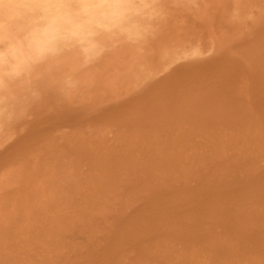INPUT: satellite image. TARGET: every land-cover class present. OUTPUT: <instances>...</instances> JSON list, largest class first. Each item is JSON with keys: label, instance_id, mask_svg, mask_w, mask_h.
<instances>
[{"label": "rangeland", "instance_id": "obj_1", "mask_svg": "<svg viewBox=\"0 0 264 264\" xmlns=\"http://www.w3.org/2000/svg\"><path fill=\"white\" fill-rule=\"evenodd\" d=\"M163 1L148 0L143 13L132 18L136 24L134 30L121 29L122 33L118 30V36L115 35L116 31L112 32L106 26L108 30L101 28L102 33H97L100 36L94 37V44L98 48L92 49L93 52L88 47L76 45V42L64 40L34 57L25 58L16 52L19 67L12 75H8V62L0 64V183L8 182L5 185H11L10 192L7 191L9 186L7 188L5 185L0 190V211L3 213L0 214V233L10 232L11 229L13 232L15 229V233L26 232V236L28 230H34L28 225L33 220L38 219L40 222L44 217L37 215L34 218L33 214L28 213L33 207L32 203L17 198L12 191L16 185L48 190L54 199L61 194L69 195L68 201L64 200L60 204L72 207L77 201L69 202L73 197L71 190L84 186L97 171L96 166L84 155L96 156L119 149L122 154L135 151L154 158L171 152L180 159L182 169L190 168L192 180L203 174L198 187H193L192 183L188 185L190 189H198L199 195L194 200L178 203L172 217L161 222V231L158 233L145 229L139 246L140 254L138 248L128 244L124 246L123 258L114 264H264V0ZM151 18L153 21H149ZM115 36L119 38L114 40ZM21 46L19 40L0 37V52L3 56H9L11 48ZM84 52H88L89 56L85 54V57ZM157 53H162L159 60L156 59ZM161 63L164 64L159 67ZM183 79L190 80L193 86L205 82L210 88L208 90H211V96L207 103L189 110V117L177 118L172 116L170 104L164 100V96L172 89L174 80L181 82ZM158 101L162 102L159 104V114L149 116L148 122H142L143 113H150V107ZM52 120H55L53 122L56 125ZM48 128L49 132H55L53 135H62V143L55 140L44 144ZM225 138L228 139L225 157L231 159L224 168L208 169L212 156L218 151L214 145ZM230 154L234 157H230ZM17 170L22 174L18 175ZM253 176L257 178L253 185L242 181ZM206 192H211V197ZM114 200H102L100 204L101 208L107 209L104 216L108 220L114 219L119 207L118 200ZM26 203L29 205L26 206ZM134 203L136 206L128 207V214L141 206L140 200ZM46 206L51 208L52 204ZM80 207L78 204L77 208ZM87 214L79 219V223L74 222V226L79 225L87 235L79 234L74 226L64 228V233H60L65 255L68 252L69 256H74L72 248L78 249L79 255L82 253L78 263L90 262L92 256L88 251H95L105 243L104 235L100 233L103 228H99L103 224V217L96 213L90 218ZM99 240L102 244L97 243ZM34 260L38 264L39 260Z\"/></svg>", "mask_w": 264, "mask_h": 264}, {"label": "bare ground", "instance_id": "obj_2", "mask_svg": "<svg viewBox=\"0 0 264 264\" xmlns=\"http://www.w3.org/2000/svg\"><path fill=\"white\" fill-rule=\"evenodd\" d=\"M165 1V0H164ZM163 1V3H164ZM43 3H59L66 5L63 9L57 11L54 15H49L46 17V27L48 30L53 34H63L66 35L68 38V42H76L78 46L88 47L90 50L97 47L94 44V37L97 33L100 32L102 29H110L112 32L116 31L115 35L118 33L117 31L121 29H131L133 28L134 22L132 18L137 14L143 13L144 8L148 5V0H42ZM74 2L83 3L86 5H90L91 7H86L81 9L80 11L76 12L70 6ZM159 2V1H158ZM155 3V1H154ZM162 4V3H161ZM152 5V4H151ZM158 5V4H157ZM258 5V4H257ZM240 7V6H239ZM152 8V7H151ZM244 8V7H243ZM156 9V8H155ZM259 10V9H258ZM148 11V9H147ZM155 11V10H154ZM150 12V11H149ZM158 13V12H157ZM153 14V13H152ZM159 14H157L158 16ZM141 16V15H140ZM144 17V15L142 14ZM141 16V17H142ZM148 16V15H147ZM155 16V15H154ZM256 16V15H255ZM258 16V15H257ZM256 16V17H257ZM146 17V16H145ZM159 17V16H158ZM139 18V17H138ZM137 18V19H138ZM155 18V17H154ZM153 21L152 18L149 21ZM136 21V19H135ZM142 21V18H141ZM148 21V22H149ZM155 21V20H154ZM144 22V21H143ZM145 22H147L145 20ZM161 22V21H159ZM157 23V22H156ZM107 24V25H106ZM138 25V24H137ZM144 25V24H143ZM262 25V24H261ZM108 27V29L106 27ZM142 27V26H141ZM139 27V28H141ZM144 27V26H143ZM146 28V26H145ZM137 30V28L135 29ZM129 31V30H128ZM151 31V30H150ZM158 31V30H157ZM157 31L156 34H157ZM125 32V31H124ZM137 32V31H136ZM153 32V31H152ZM102 32H100L101 34ZM119 33H122L121 31ZM131 34V32L129 31ZM134 33V31H133ZM132 33V34H133ZM141 33V32H140ZM112 34V33H111ZM152 33H150L151 35ZM166 34V33H165ZM109 35V34H108ZM119 36V34H117ZM122 35V34H121ZM125 35V34H124ZM148 35V36H150ZM100 35H97L99 37ZM105 36V34H104ZM115 36L114 40L116 39ZM129 36V34H128ZM132 36V35H131ZM142 36V35H140ZM147 36V38H148ZM157 36V35H156ZM162 36V35H161ZM111 37V36H110ZM144 37V36H143ZM151 37V36H150ZM149 37V39H150ZM160 37V36H159ZM105 38V37H104ZM109 40V37H107ZM112 38V37H111ZM119 38V37H118ZM136 38V37H132ZM217 38V37H216ZM101 39V38H99ZM146 39V38H145ZM156 39V38H155ZM12 40V39H11ZM113 40V39H112ZM73 41V42H72ZM100 40L99 42H101ZM156 41V40H154ZM4 42H7L4 40ZM3 42V43H4ZM66 42V41H65ZM106 42V41H105ZM115 42V41H114ZM118 42V41H116ZM115 42V43H116ZM178 42V41H177ZM10 43V42H9ZM16 43V41H15ZM60 43V42H59ZM62 43V42H61ZM70 43V45H71ZM109 43V42H108ZM176 43V41H175ZM7 44V43H6ZM57 43L47 44L44 47V50L51 49L52 47L56 46ZM69 44V43H68ZM154 44V42H153ZM174 44V43H173ZM66 45V44H65ZM112 45V43H111ZM123 45V44H122ZM146 45H148L146 43ZM164 45V44H163ZM103 47H105L103 45ZM102 47V50H103ZM124 47V46H123ZM135 47V46H134ZM151 47V46H150ZM73 48V45H72ZM79 48V47H78ZM83 48V47H82ZM98 48V47H97ZM96 48V49H97ZM101 48V46H100ZM100 48L98 51H100ZM232 48V47H231ZM7 49V48H4ZM23 45L18 48H11L9 50V55H15L17 52L19 55L22 54L23 56ZM62 49V47H61ZM131 49V48H130ZM141 49V48H140ZM202 49V48H201ZM1 50V49H0ZM74 50V49H73ZM84 50V49H82ZM48 51V50H47ZM63 51V50H62ZM67 49H65V52ZM70 51V50H69ZM80 51V50H79ZM78 51V53H79ZM127 51V50H125ZM68 52V51H67ZM76 52V51H74ZM89 52V51H88ZM87 52V53H88ZM93 52V50H92ZM159 52V51H158ZM232 52V51H231ZM49 53V52H48ZM62 53V52H61ZM84 52L83 55H88ZM128 53V52H127ZM136 53V52H135ZM72 54V53H71ZM159 54V53H157ZM162 54V53H160ZM160 54L156 59H160ZM243 54V53H242ZM17 55V54H16ZM70 55V53H69ZM73 55H75L73 53ZM85 55V57H86ZM90 55H93L90 54ZM95 55V54H94ZM230 55V53H229ZM235 56V55H234ZM34 57V56H33ZM78 57V56H76ZM75 57V58H76ZM97 58V56H94ZM139 57V56H138ZM143 57V56H142ZM145 57V56H144ZM237 57V56H236ZM22 58V57H21ZM26 58V57H25ZM56 58V57H55ZM74 58V57H73ZM95 58V59H96ZM137 59V58H136ZM158 59V60H159ZM166 59V57H165ZM63 60V59H62ZM4 61L8 62V56L0 57V64ZM21 60H19L20 62ZM29 61V60H28ZM44 61V60H43ZM54 61V60H53ZM76 61V60H75ZM84 61V60H83ZM89 61V60H88ZM87 61V62H88ZM138 61V59H137ZM155 61V60H154ZM163 60H161L162 62ZM41 62V61H40ZM159 62V61H158ZM21 63V62H20ZM84 63V62H83ZM6 64V63H5ZM36 64V63H35ZM152 64V62H151ZM164 63H161L159 67ZM171 64V63H169ZM168 64V65H169ZM3 65V64H1ZM22 65V64H20ZM74 65V64H73ZM167 65V68H168ZM243 65V64H242ZM249 65V64H248ZM24 66V65H23ZM35 66V65H34ZM130 66V65H129ZM247 66V65H246ZM131 67V66H130ZM157 67V68H159ZM4 68L5 65H4ZM262 68V67H261ZM38 69V67H37ZM40 69V68H39ZM74 69V67H73ZM118 69V68H117ZM160 69V68H159ZM174 69V68H173ZM2 70V69H1ZM34 70V69H33ZM119 70V69H118ZM189 70V69H188ZM248 70V69H247ZM37 71V70H35ZM150 71V70H149ZM154 71V70H153ZM179 71V70H178ZM120 72V71H119ZM180 72V71H179ZM26 73V72H25ZM62 74V73H61ZM174 74V73H173ZM171 74V75H173ZM169 75V76H171ZM250 75V74H249ZM27 76V75H26ZM16 77V76H15ZM24 77V76H23ZM30 77V76H28ZM184 77V76H183ZM194 77V76H193ZM20 78V77H19ZM21 80V79H20ZM142 80V78H141ZM18 80H16L17 82ZM126 81V80H125ZM140 81V80H139ZM66 82V81H64ZM70 82V81H69ZM18 84V83H17ZM198 85L193 86L191 85L190 80L183 79L181 82L173 81L172 89L168 92L170 96L168 97L166 94L164 96V100L170 104V109L173 112L172 116H181V117H189L190 112L189 110H193L194 106L196 108L200 107L202 104L207 103L210 100L211 90H208L209 86L205 84V82L201 81L197 83ZM10 85V84H9ZM149 85V84H148ZM154 85V84H153ZM11 86V85H10ZM19 86V85H18ZM112 87V86H111ZM150 87V85L148 86ZM247 87V86H246ZM259 87V85H258ZM105 89V88H104ZM151 89V88H149ZM170 89V88H169ZM210 89V88H209ZM147 90V89H145ZM254 91V90H253ZM257 91V90H255ZM162 93V92H161ZM165 93V92H164ZM164 95V94H163ZM235 95V94H234ZM242 95V94H240ZM241 97V96H240ZM76 98V97H75ZM259 98V97H258ZM38 99V98H37ZM45 100V99H43ZM46 101V100H45ZM71 101V100H70ZM234 101V100H233ZM253 101V99H252ZM258 101V100H257ZM74 102V101H73ZM250 102V101H249ZM162 102L158 101L157 104L150 107V113L144 112L141 116L142 122H148L149 116L158 115L159 114V107ZM255 103V102H253ZM252 103V104H253ZM261 104V103H260ZM13 105V104H12ZM239 105V103H238ZM245 105V104H244ZM21 106V105H20ZM262 107V106H261ZM264 107V106H263ZM36 109V108H35ZM118 110V108H116ZM235 109V108H234ZM242 109V108H240ZM167 110V109H166ZM243 110V109H242ZM248 110V107H247ZM251 110V109H250ZM261 110V109H260ZM52 111V110H51ZM245 111V109L243 110ZM41 112V111H40ZM233 113V112H232ZM252 113V112H251ZM225 115V114H224ZM235 115V114H234ZM247 116V115H246ZM250 117V116H249ZM260 117V116H259ZM38 118V117H37ZM178 118V117H177ZM151 119V118H150ZM182 119V118H181ZM247 119V118H246ZM264 119V118H263ZM259 120V119H258ZM55 120H52V122ZM181 121V120H180ZM53 122V123H54ZM255 122V121H254ZM258 122V121H257ZM183 123V122H182ZM56 125V123H54ZM184 125V124H183ZM192 125V124H190ZM261 125V124H260ZM62 126V125H61ZM37 127V126H36ZM54 128V126H53ZM109 128V127H108ZM156 128V127H155ZM181 128V127H180ZM189 128V127H188ZM258 128V127H257ZM261 128V127H260ZM38 129V128H37ZM43 129V128H42ZM45 129V128H44ZM43 129V130H44ZM52 129V127H51ZM50 129V130H51ZM56 129V128H55ZM54 129V130H55ZM182 129V128H181ZM250 129V128H249ZM264 129V128H263ZM40 130V129H39ZM236 130V129H235ZM56 131V130H55ZM219 131V130H218ZM234 131V130H233ZM256 131V130H255ZM261 131V130H260ZM39 132V131H38ZM86 132V131H85ZM35 133V132H34ZM33 133V134H34ZM55 132H49V128L47 133L45 134V145L49 144L50 142H54L57 140L62 143V135H53ZM57 133V131H56ZM150 133V132H149ZM214 133V132H213ZM234 133V132H233ZM239 133V131H238ZM8 134V133H7ZM193 134V132H192ZM195 134V133H194ZM217 134V133H216ZM235 134V133H234ZM41 135V134H40ZM139 135V134H137ZM188 135V134H187ZM198 135V134H197ZM224 135V134H223ZM31 136V135H30ZM43 136V135H42ZM225 136V135H224ZM229 136V135H228ZM239 136V134H238ZM243 136V135H242ZM25 137V136H24ZM32 137V136H31ZM39 137V136H38ZM78 137V136H76ZM133 137V136H132ZM156 137V136H155ZM244 137V136H243ZM261 137V136H260ZM230 138V137H229ZM254 138V137H253ZM256 138V137H255ZM5 139V138H4ZM26 139V138H25ZM42 139V138H41ZM144 139V138H143ZM178 139V138H177ZM226 139V138H225ZM248 139V138H247ZM260 139V138H258ZM31 140V139H29ZM64 140V139H63ZM253 140V139H252ZM26 141V140H25ZM39 142V140H37ZM73 141V140H72ZM75 141V140H74ZM73 141V142H74ZM129 141V140H128ZM23 142V141H22ZM32 142V141H31ZM34 142V141H33ZM42 142V141H41ZM113 142V141H112ZM230 142V141H229ZM21 143V142H20ZM40 143V142H39ZM91 143V142H90ZM43 144V143H41ZM71 144V143H70ZM104 144V143H103ZM122 144V143H121ZM132 144V143H131ZM215 144V143H214ZM228 144V139L226 140H218L214 146H217V153L212 156L211 164L208 165V169H219L224 168L227 166L226 163L231 159H227L226 155V146ZM256 144V143H255ZM160 145V144H159ZM233 145V143H232ZM250 145V144H249ZM75 146V145H74ZM84 146V145H83ZM116 146V145H115ZM123 146V145H122ZM132 146V145H131ZM142 146V145H141ZM172 146V145H171ZM234 146V145H233ZM240 146V145H238ZM58 147V146H57ZM113 147V145H112ZM117 147V146H116ZM120 147V146H119ZM163 147V146H162ZM236 147V146H235ZM234 147V148H235ZM245 147V146H244ZM40 148V147H38ZM54 148V147H53ZM86 148V147H85ZM111 148V147H110ZM241 148V147H240ZM253 148V147H252ZM19 150V147H17ZM25 149V148H24ZM23 149V150H24ZM43 149V148H42ZM59 149V148H58ZM13 150V149H12ZM11 150V151H12ZM15 150V149H14ZM13 150V151H14ZM17 150V151H18ZM22 150V148H21ZM50 150V149H49ZM55 150V149H54ZM119 150V149H118ZM116 151L115 149L106 151L104 154L92 156V155H84L89 159L94 166H96V174L92 175L90 179L87 180V183L84 186H80L74 190H71V194L73 197L69 200L70 201H77V204H74L72 207L65 206L63 203L60 204L64 200L68 201L66 194L56 199L53 198V194L50 195L48 190H43L38 187H30L16 185L12 188V191L17 196V198L22 199L25 202L32 203L33 206L31 210H28V213L33 214V217H38L37 215L44 216L40 219V222L37 220H33L31 225L28 227L34 228L33 231L29 232L28 235H24L15 233V229L13 232L4 231L0 233V264H36L34 258L39 260L38 264H114L120 262L121 255L125 251L126 245H132L133 247L138 248L139 254L141 250L139 249L140 243L144 238L143 232L145 229H151L152 231H161V222L166 221L170 217H172L173 212L175 211V206L180 202H188L199 195L198 189H190L188 186L192 183L193 187H198L203 180V174L199 176V178L191 179L189 176V171L191 172L190 168L182 169L180 166V159L176 154L171 152L164 154L163 157H145L143 153H136L127 151L123 153L121 151ZM125 150V149H124ZM135 150V149H134ZM138 150V149H137ZM241 150V149H240ZM40 151V150H39ZM43 151V150H42ZM39 152L40 154L42 153ZM52 151V150H51ZM50 151V152H51ZM90 151V149H89ZM94 151V150H93ZM133 151V147H132ZM144 151V150H143ZM239 151V150H237ZM243 151V150H242ZM241 151V152H242ZM61 152V151H60ZM138 152V151H137ZM240 152V153H241ZM253 152V151H252ZM14 153V152H13ZM12 153V154H13ZM21 153V152H19ZM35 153V152H34ZM38 153V152H37ZM239 153V152H238ZM23 154V153H22ZM95 154V153H94ZM10 155V153H9ZM15 155V154H14ZM21 155V154H20ZM27 155V154H26ZM32 155V154H30ZM235 155V154H234ZM246 155V154H245ZM13 157V155H11ZM22 156V155H21ZM20 156V157H21ZM37 156V155H36ZM41 156V155H40ZM161 156V155H160ZM230 157H234L232 154L229 155ZM1 157V156H0ZM19 157V158H20ZM30 157V156H29ZM239 157V156H238ZM25 158V157H24ZM31 158V157H30ZM226 158V159H225ZM1 159V158H0ZM10 159V158H9ZM23 159V158H22ZM34 159V158H33ZM39 159V158H38ZM236 159V158H235ZM239 159V158H237ZM3 160V159H2ZM1 160V162H3ZM26 160V159H25ZM242 160H244L242 158ZM12 161V160H11ZM20 161V160H19ZM39 163V161L36 159ZM185 161V160H184ZM23 162V161H22ZM86 162V161H85ZM250 162V161H249ZM20 163V162H19ZM43 163V162H42ZM240 163V162H239ZM6 164V163H5ZM25 164V163H24ZM182 164V163H181ZM3 165V164H2ZM11 165V164H10ZM50 165V164H49ZM54 165V164H53ZM191 165V164H190ZM37 166V165H36ZM25 167V165H24ZM52 167V166H51ZM12 168V167H11ZM14 168V167H13ZM260 168V167H259ZM21 169V168H20ZM19 169V170H20ZM59 169V168H58ZM242 169V168H241ZM248 169V168H247ZM12 170V169H11ZM24 170V169H23ZM3 172V170H2ZM9 172V171H8ZM16 172V171H15ZM18 172V170H17ZM37 172V171H36ZM54 172V171H53ZM1 173V172H0ZM19 173V172H18ZM22 174V172H20ZM20 173L18 175H20ZM238 173V172H237ZM243 173V172H242ZM249 173V172H248ZM2 174V173H1ZM25 174V173H24ZM56 174V173H55ZM195 174V173H194ZM10 175V174H9ZM74 175V174H73ZM229 175V174H228ZM1 176V175H0ZM17 176V175H16ZM29 175H27L28 177ZM31 176V175H30ZM44 176V175H43ZM68 176V175H67ZM70 176V175H69ZM218 176V175H217ZM33 177V176H32ZM41 177V176H40ZM46 177V176H45ZM71 177V176H70ZM229 177V176H228ZM259 177V176H258ZM17 178V177H16ZM47 178V177H46ZM50 178V177H49ZM208 178V177H207ZM236 178V177H235ZM19 179V178H18ZM28 179V178H27ZM31 179V178H30ZM34 179V178H33ZM40 179V178H39ZM42 179V177H41ZM52 179V178H51ZM25 180V179H24ZM47 180V179H44ZM1 181V177H0ZM3 181V180H2ZM16 181V180H15ZM38 181V179H37ZM50 180H48V184ZM60 181V180H59ZM58 181V182H59ZM240 181V180H239ZM246 184L253 185L257 182V178L255 176L248 178L246 180H242ZM46 182V183H47ZM57 182V183H58ZM61 182V181H60ZM85 182V181H84ZM35 183V182H34ZM33 183V184H34ZM41 183V182H40ZM39 183V184H40ZM43 183V182H42ZM45 183V182H44ZM7 183H0V190L9 186L8 190H11V185H5ZM36 184V183H35ZM55 184V183H53ZM65 184V183H64ZM204 184V183H203ZM215 184V183H214ZM2 185H5L2 186ZM30 185V184H28ZM38 185V184H36ZM42 185V184H41ZM58 186V184H56ZM82 185V184H81ZM205 185V184H204ZM227 185V184H223ZM40 186V185H39ZM52 186V185H51ZM76 186V185H75ZM247 186V185H246ZM56 187V186H55ZM48 189V188H47ZM55 189V188H54ZM53 189V190H54ZM60 189V188H59ZM62 190V189H61ZM64 190V189H63ZM67 190V189H65ZM5 191V192H7ZM68 191V190H67ZM248 191V190H247ZM10 192V191H9ZM59 192V191H58ZM222 192V191H220ZM69 193V192H68ZM2 195V194H1ZM206 195L211 197V192H206ZM5 196V194H4ZM55 196V195H54ZM244 196V195H242ZM250 196V195H248ZM251 197V196H250ZM263 197V196H262ZM3 198V197H2ZM7 198V197H5ZM16 198V197H13ZM229 198V197H228ZM112 199L119 202V207L117 208V213L114 216V219L108 220L104 216L107 209L105 207L101 208L100 204L102 200ZM255 199V197H254ZM8 200V199H7ZM18 200V199H17ZM141 201V206L138 210L133 212L132 214H128L127 209L130 205H134V202ZM237 200V199H236ZM240 200V199H239ZM249 200V199H248ZM258 200V199H257ZM20 201V200H18ZM250 201V200H249ZM11 202V200H10ZM104 202V201H103ZM261 202V201H259ZM12 203L13 200H12ZM16 203V201H15ZM26 203V204H27ZM52 204L51 208L47 207V204ZM235 203V202H233ZM247 203V202H246ZM251 203V202H250ZM17 204V203H16ZM15 204V205H16ZM19 204L22 203L20 202ZM45 207H44V205ZM78 204H80V209H78ZM115 204V203H114ZM261 204V203H260ZM13 205V209L14 206ZM27 204L26 206H28ZM69 205V204H67ZM71 205V204H70ZM247 205V204H246ZM254 205V204H253ZM41 206V207H39ZM107 206V205H105ZM116 206V205H115ZM136 206V205H134ZM178 206V205H177ZM232 206V205H231ZM234 206V205H233ZM263 206V205H262ZM3 207V206H2ZM12 207V206H11ZM108 207V206H107ZM243 207V206H242ZM10 208V207H9ZM24 208V207H23ZM29 208V207H28ZM44 208V209H43ZM77 208V210H76ZM230 208V207H229ZM238 208V207H237ZM259 208V207H258ZM19 209V208H18ZM26 209V208H24ZM43 209V210H42ZM71 211H67V210ZM252 209V208H251ZM21 210V209H20ZM27 210V209H26ZM114 210V209H113ZM229 210V209H228ZM255 210V209H254ZM23 211V210H22ZM91 211L90 214L87 212ZM209 211V210H208ZM233 211V210H232ZM247 211V210H246ZM256 211V210H255ZM113 212V211H111ZM110 212V213H111ZM115 212V210H114ZM132 212V211H131ZM234 212V211H233ZM236 212V210H235ZM248 212V211H247ZM5 213V212H4ZM18 213V212H17ZM23 213V212H22ZM40 213V214H37ZM89 215V217H93L96 213H99L103 217L102 225H94L99 228H103V233L105 238V243L102 244L99 240L97 243L101 242L103 245L102 247L98 248L96 245L97 250H89L88 254L92 256V260L90 262L85 261L82 263H78V260H81V255H79L78 249L72 248V253L74 256H69L68 252L65 255L62 252V244L60 243V234L64 228H69L74 226V222H80V218L84 216V214ZM221 213V212H220ZM244 213V211H243ZM251 213V212H250ZM0 214L1 213L0 211ZM25 214V213H24ZM108 214V213H107ZM222 214V213H221ZM231 214V213H230ZM258 214V213H257ZM255 214V215H257ZM28 215V214H26ZM85 215V216H87ZM110 215V214H109ZM182 215V214H181ZM196 215V214H195ZM228 215V214H227ZM240 215V214H239ZM244 215V214H243ZM242 215V216H243ZM250 215V214H249ZM9 216V215H8ZM97 216V215H96ZM205 216V215H204ZM245 216V215H244ZM11 217V216H10ZM15 217V216H13ZM221 217V216H220ZM251 217V216H250ZM261 217V216H259ZM7 218V217H6ZM30 218V217H29ZM242 218V217H241ZM256 218V217H255ZM3 219V218H2ZM15 218H12L14 220ZM28 219V218H27ZM33 219V218H32ZM84 219V218H83ZM236 219V218H235ZM252 219V218H251ZM1 220V218H0ZM92 220V219H91ZM2 221V220H1ZM6 221V220H5ZM18 221V220H17ZM85 221V220H84ZM23 222H26L23 221ZM30 222V221H29ZM93 222V221H92ZM7 223V222H6ZM11 223V222H10ZM16 223V222H15ZM84 223V222H83ZM252 223V222H251ZM256 223V221H255ZM5 224V223H4ZM14 224V223H13ZM12 224V225H13ZM25 226L26 224L23 223ZM242 224V223H241ZM245 224V223H243ZM262 224V223H261ZM6 225V224H5ZM4 225V226H5ZM18 225V224H17ZM1 226V225H0ZM7 226V225H6ZM22 226V225H21ZM79 225L74 226L77 228L79 234L85 233L78 227ZM82 226V225H80ZM247 226V225H246ZM254 226V225H253ZM256 226V225H255ZM183 227V226H182ZM205 227V226H204ZM73 228V227H72ZM88 228V227H87ZM255 228V227H254ZM17 229V228H16ZM19 229V228H18ZM94 229V228H92ZM98 229V228H97ZM172 229V227H171ZM192 229V228H191ZM2 230V228H0ZM20 230V229H19ZM25 231V230H23ZM72 231V230H71ZM75 231L72 233L74 234ZM81 232V233H80ZM181 232V231H180ZM194 232V231H193ZM259 232V231H257ZM64 233V232H62ZM65 233L67 234L68 232ZM76 233V232H75ZM79 234L76 233V237H79ZM94 234V233H93ZM98 234V233H97ZM151 234V233H150ZM214 234V233H213ZM221 234V233H220ZM227 234V233H226ZM235 234V233H234ZM24 235V236H23ZM71 235V234H70ZM87 235V234H86ZM85 235V236H86ZM158 235V234H157ZM216 235V234H215ZM223 235V234H221ZM229 235V234H228ZM257 235V234H256ZM75 236V235H74ZM102 236V234H101ZM255 236V235H254ZM84 237V234H83ZM88 237V236H86ZM85 237V238H86ZM91 237V236H89ZM246 237V236H245ZM85 238L83 240H85ZM164 238V237H163ZM250 238V237H249ZM253 238V237H252ZM100 239V238H99ZM159 239V238H158ZM209 239V238H208ZM216 239V238H215ZM104 240V239H103ZM87 241V240H86ZM179 241V240H178ZM92 242V241H91ZM95 242V241H94ZM183 242V241H182ZM220 242V241H219ZM172 243V242H171ZM216 243V241H215ZM96 244V243H95ZM100 244V245H101ZM166 244V243H165ZM164 244V245H165ZM187 244V243H185ZM257 244V243H256ZM88 246L90 244H87ZM146 245V244H145ZM170 245V244H169ZM199 245V243H198ZM220 245V244H219ZM228 245V244H227ZM230 245V244H229ZM80 246V245H79ZM78 246V247H79ZM93 246V245H92ZM172 246V245H171ZM166 247V245H165ZM194 247V246H193ZM199 247V246H198ZM227 247V246H226ZM237 247V246H236ZM172 248V247H171ZM196 248V247H195ZM228 248V247H227ZM230 248V247H229ZM235 248V247H234ZM225 249V248H224ZM231 249V248H230ZM137 250V249H136ZM148 250V249H147ZM146 250V251H147ZM203 250V249H202ZM237 250V249H236ZM35 253H34V252ZM143 251V250H142ZM230 251V250H229ZM197 252V250H196ZM210 252V251H209ZM208 252V253H209ZM231 252V251H230ZM33 253V254H32ZM87 254V253H86ZM85 254V255H86ZM170 254V253H169ZM177 254V253H175ZM191 254V253H190ZM195 254V253H193ZM258 254V252H257ZM125 255V254H124ZM143 255V254H142ZM147 256V254L145 253ZM144 255V256H145ZM160 255V254H159ZM166 255V254H165ZM178 255V254H177ZM247 255V253L245 254ZM251 255V254H250ZM36 256V257H34ZM143 256V257H144ZM167 256V255H166ZM173 256V254H172ZM175 256V255H174ZM189 256V255H188ZM234 256V255H233ZM244 256V254H243ZM86 257V256H85ZM177 257V256H176ZM180 257V256H179ZM191 257H193L191 255ZM247 257V256H246ZM39 258V259H38ZM123 258V257H122ZM128 258V256H127ZM147 259L149 257H146ZM181 258V257H180ZM179 258V259H180ZM199 258V256L197 257ZM219 258V257H218ZM228 258V257H227ZM261 258V257H260ZM137 259H139L137 257ZM146 259V260H147ZM226 259V258H225ZM253 259V258H252ZM257 259V257H256ZM175 260V259H174ZM178 260V259H177ZM189 260V259H188ZM208 260V259H207ZM230 260V259H229ZM35 261V262H34ZM210 261V260H209ZM218 261V260H217ZM221 261V260H220ZM252 261V260H251ZM130 262V261H129ZM193 262V261H192ZM199 262V261H198ZM228 262V261H227ZM238 263V261H236ZM262 262V261H261ZM259 262V263H261ZM145 263H147L145 261ZM163 263V262H162ZM247 263V261H246ZM263 263V262H262ZM137 264V263H136ZM206 264V263H205ZM223 264V263H222ZM239 264V263H238ZM250 264V263H249Z\"/></svg>", "mask_w": 264, "mask_h": 264}, {"label": "clouds", "instance_id": "obj_3", "mask_svg": "<svg viewBox=\"0 0 264 264\" xmlns=\"http://www.w3.org/2000/svg\"><path fill=\"white\" fill-rule=\"evenodd\" d=\"M78 12L91 7L79 2L70 5ZM66 5L43 3L42 0H0V37L19 40L23 45L24 57L39 55L45 45L62 42L68 37L53 34L46 27V17L54 15ZM3 53L0 52V57ZM17 55L8 56V75L18 70Z\"/></svg>", "mask_w": 264, "mask_h": 264}]
</instances>
